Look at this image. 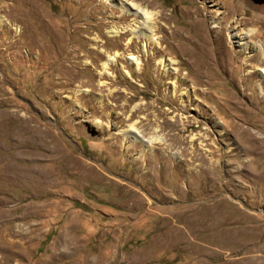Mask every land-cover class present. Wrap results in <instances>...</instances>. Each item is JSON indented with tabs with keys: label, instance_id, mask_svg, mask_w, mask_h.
I'll list each match as a JSON object with an SVG mask.
<instances>
[{
	"label": "rangeland",
	"instance_id": "obj_1",
	"mask_svg": "<svg viewBox=\"0 0 264 264\" xmlns=\"http://www.w3.org/2000/svg\"><path fill=\"white\" fill-rule=\"evenodd\" d=\"M122 1L0 0V264H264V0Z\"/></svg>",
	"mask_w": 264,
	"mask_h": 264
},
{
	"label": "bare ground",
	"instance_id": "obj_2",
	"mask_svg": "<svg viewBox=\"0 0 264 264\" xmlns=\"http://www.w3.org/2000/svg\"><path fill=\"white\" fill-rule=\"evenodd\" d=\"M117 1V4H119V8H120V12H121V17H123V16H127V15H132L133 16V18L132 19H130V20H132V25H130L129 24V26H134V27H130V28H128L127 30H129V33H130V36H129V38L126 40V44L125 45H129L130 43H131V41H134V39L136 38V39H140V38H142V39H144L146 42L145 43H148V44H155V42H154V38H152V32L153 31H155V30H159V31H162L163 29H164V27H163V25L159 22V21H155V23H153V22H151L150 23V21L152 20V19H154L153 17H152V15L150 14V12H148L147 10L145 11L144 9H139L138 8V10L136 9V6L134 7L135 8V10L133 11V12H130V11H132V10H130L131 9V7H129L128 5L126 6L124 3V1H122V0H116ZM112 7H115V6H113L112 5ZM133 7V6H132ZM133 8V9H134ZM203 8V7H202ZM204 9V8H203ZM200 11V10H199ZM161 16V15H160ZM167 17V15L166 14H164V17ZM121 19V18H120ZM156 19V18H155ZM158 19H160V17L158 18ZM162 19V18H161ZM164 19V18H163ZM163 19H162V21H163ZM129 20V21H130ZM153 21V20H152ZM165 23H166V21H165ZM167 25V24H166ZM127 30H122V31H117V30H114V29H110L108 32H110V33H112V34H110V36H116V37H119L120 36V34L121 33H123V32H127ZM165 32V31H164ZM220 32V31H219ZM120 33V34H119ZM218 34V33H217ZM172 35V34H171ZM221 35V34H220ZM239 36V35H238ZM205 41V40H204ZM207 42V41H206ZM236 43V42H235ZM242 45V44H241ZM250 47V46H249ZM240 54V53H239ZM256 55V54H255ZM132 56V55H131ZM210 56V55H209ZM120 57H123L126 61H129L130 62V59L131 60H134V61H136L137 60V58L136 57H126V56H122V54L121 53H118V52H115V53H113L111 56H109V57H107L104 61H102V63H101V71H99V75L100 76H105V75H108L109 74V72H108V69L110 68V66L111 65H115V64H118L117 63V61H118V58H120ZM162 57V56H161ZM245 57V56H244ZM249 57V56H248ZM256 57V56H255ZM254 57V58H255ZM241 58V57H240ZM252 59H253V57H252ZM163 60L161 59L160 60V64H161V62H162ZM138 62V61H137ZM136 63V62H135ZM138 64H139V62L137 63V66L136 67H138ZM123 65V64H122ZM121 65V67H123ZM136 65V64H135ZM169 72V71H168ZM124 73H126V74H128V71H126L125 69L123 70V74ZM169 74V73H168ZM256 74V73H255ZM177 83V82H176ZM175 85V84H174ZM177 87V86H176ZM175 87V88H176ZM178 88V87H177ZM109 99V98H108ZM100 101V100H99ZM106 105V104H105ZM104 104H103V106H105ZM102 106V107H103ZM111 108V107H110ZM100 111V110H99ZM101 113V112H100ZM102 114V113H101ZM97 125V124H96ZM120 131V130H119ZM122 132V131H121ZM116 134V133H115ZM122 134V136L124 137V142L126 143L129 139H131V141H133L132 143H137V142H142V143H150V142H153L154 140H158V141H160L161 139H160V137H157V136H154V137H150L149 139H144L143 137H142V132L138 129V128H136L135 127V125L133 124H131L130 125V127H128V128H126L124 131H123V133H121ZM115 136V135H114ZM114 138H116V136L114 137ZM126 139H128L127 141H125ZM117 140V139H116ZM117 142V141H116ZM129 150V149H128ZM127 152V151H126ZM15 226L17 227V229L18 230H16V232L18 233V234H20L21 236L22 235H24L25 234V228H23V225L22 224H18V225H16L15 224ZM4 232V231H3ZM3 232H1L0 233V244H2V243H4L3 241V237H4V233ZM16 233V234H17ZM24 236H26V235H24ZM24 238V237H23ZM9 243V242H8ZM11 243V242H10ZM9 243V244H10ZM8 244V245H9ZM31 244V243H30ZM4 245H5V243H4ZM8 245H6V246H8ZM21 245V244H20ZM20 245L18 244V245H16V244H12L10 247H13L14 249H18L19 247H20ZM24 247V246H23ZM26 247V246H25ZM27 248H29L28 247V245H27ZM24 250H26L25 248H23ZM13 250V249H12ZM28 250V249H27ZM22 251V250H21ZM19 252V251H18ZM24 252V251H23ZM22 252V253H23ZM25 253H27V252H25ZM23 255V254H22ZM41 260V259H40ZM39 260V261H40ZM43 263H45L44 262V260H43Z\"/></svg>",
	"mask_w": 264,
	"mask_h": 264
}]
</instances>
